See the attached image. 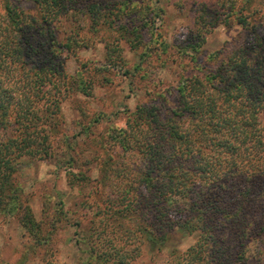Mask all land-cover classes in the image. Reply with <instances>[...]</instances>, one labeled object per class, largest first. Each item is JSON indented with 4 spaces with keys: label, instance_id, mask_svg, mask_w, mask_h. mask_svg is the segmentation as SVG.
<instances>
[{
    "label": "trees",
    "instance_id": "trees-1",
    "mask_svg": "<svg viewBox=\"0 0 264 264\" xmlns=\"http://www.w3.org/2000/svg\"><path fill=\"white\" fill-rule=\"evenodd\" d=\"M32 1L36 18L19 0L5 6L6 23L0 19V216L24 225H32L33 218L18 199L20 159L51 157L65 90L77 87L92 94L91 82L69 84L65 52L76 53L79 46L72 49L70 39L60 42L56 23L84 6L97 26L105 19V26L116 29L115 21L133 9L130 0L120 7L121 0ZM246 6L235 10L233 5L227 23L252 30L254 43L242 37L238 47L228 44L193 65L180 76L177 104L169 114L155 106L139 107L129 130L116 136L137 139L143 132L138 142L144 143L136 148L142 154L141 168L115 202H126L123 212L141 214L144 242L163 252L179 230L195 238L182 255L174 250L167 264H237L251 241L264 244V31L253 28L254 13ZM135 29L122 23L117 31ZM127 34L123 36L132 44ZM191 40L196 54L201 42ZM152 125L156 128L149 133Z\"/></svg>",
    "mask_w": 264,
    "mask_h": 264
},
{
    "label": "rangeland",
    "instance_id": "rangeland-1",
    "mask_svg": "<svg viewBox=\"0 0 264 264\" xmlns=\"http://www.w3.org/2000/svg\"><path fill=\"white\" fill-rule=\"evenodd\" d=\"M249 1L246 6L244 0H130V15L115 21L117 28L122 23L137 26L128 34L108 28L105 19L97 26L84 6L56 23L58 40L70 39L72 49L79 46L76 53L65 52L69 84L91 82L92 94L76 86L65 90L51 157L20 159L18 199L31 210L33 224L0 216V264H167L174 250L182 255L194 244L195 238L179 230L158 252L143 240L141 214L123 212L126 202H115L141 168L142 154L136 148L144 143L138 142L142 131L137 139L116 136L129 130L139 107L155 106L169 114L177 104L180 76L193 65L228 44L238 47L242 37L254 43L252 30L227 23L233 5L235 10L246 6L254 13L253 28L263 32L264 0ZM7 3L14 6L19 0H0L1 21ZM19 6L31 18L39 15L32 0H21ZM194 37L201 42L196 54L189 45ZM113 49L117 53H109ZM260 123L264 128V112ZM262 247L251 241L237 264H264Z\"/></svg>",
    "mask_w": 264,
    "mask_h": 264
}]
</instances>
